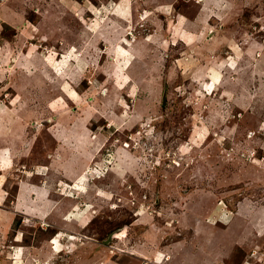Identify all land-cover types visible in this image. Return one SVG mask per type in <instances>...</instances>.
I'll use <instances>...</instances> for the list:
<instances>
[{
	"label": "rangeland",
	"instance_id": "374dc122",
	"mask_svg": "<svg viewBox=\"0 0 264 264\" xmlns=\"http://www.w3.org/2000/svg\"><path fill=\"white\" fill-rule=\"evenodd\" d=\"M0 264H264V0H0Z\"/></svg>",
	"mask_w": 264,
	"mask_h": 264
},
{
	"label": "bare ground",
	"instance_id": "6f19581e",
	"mask_svg": "<svg viewBox=\"0 0 264 264\" xmlns=\"http://www.w3.org/2000/svg\"><path fill=\"white\" fill-rule=\"evenodd\" d=\"M81 74V73H80ZM60 251V250H59Z\"/></svg>",
	"mask_w": 264,
	"mask_h": 264
}]
</instances>
